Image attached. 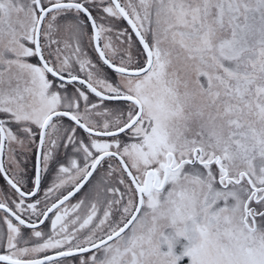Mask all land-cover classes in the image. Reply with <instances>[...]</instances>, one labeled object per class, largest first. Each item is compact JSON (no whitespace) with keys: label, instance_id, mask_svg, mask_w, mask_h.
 <instances>
[{"label":"snow or ice","instance_id":"obj_1","mask_svg":"<svg viewBox=\"0 0 264 264\" xmlns=\"http://www.w3.org/2000/svg\"><path fill=\"white\" fill-rule=\"evenodd\" d=\"M0 178V264H264V0H0Z\"/></svg>","mask_w":264,"mask_h":264},{"label":"rangeland","instance_id":"obj_2","mask_svg":"<svg viewBox=\"0 0 264 264\" xmlns=\"http://www.w3.org/2000/svg\"><path fill=\"white\" fill-rule=\"evenodd\" d=\"M30 165H31V161H29L28 163V169L30 171ZM4 183L2 181V179L0 178V186H3ZM79 195V194H78ZM166 234L172 232V229H166L165 230ZM189 242L185 239V238H180L179 242L176 243L175 248H174V252L176 255H182L183 251H184V247L185 245H187ZM168 249V245L162 244L161 246V251L163 252H167ZM179 264H191V257L189 256H183V258L179 261Z\"/></svg>","mask_w":264,"mask_h":264},{"label":"flooded vegetation","instance_id":"obj_3","mask_svg":"<svg viewBox=\"0 0 264 264\" xmlns=\"http://www.w3.org/2000/svg\"><path fill=\"white\" fill-rule=\"evenodd\" d=\"M31 167H32V164H31L30 167H29V168H30V171H31ZM1 179H2V178H1ZM2 181H3V179H2ZM3 183H4V181H3Z\"/></svg>","mask_w":264,"mask_h":264}]
</instances>
